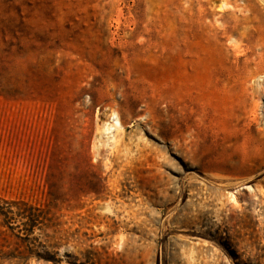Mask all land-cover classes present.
<instances>
[{
	"label": "rangeland",
	"instance_id": "1",
	"mask_svg": "<svg viewBox=\"0 0 264 264\" xmlns=\"http://www.w3.org/2000/svg\"><path fill=\"white\" fill-rule=\"evenodd\" d=\"M0 200V264H264V0H0Z\"/></svg>",
	"mask_w": 264,
	"mask_h": 264
},
{
	"label": "trees",
	"instance_id": "2",
	"mask_svg": "<svg viewBox=\"0 0 264 264\" xmlns=\"http://www.w3.org/2000/svg\"><path fill=\"white\" fill-rule=\"evenodd\" d=\"M1 204L6 205V207H8V206L11 205V203H8V202H5V201L0 200V216H5V218H7L6 217V214H3L2 213V209L3 208L1 207ZM29 220H30V224L31 225L34 224V220L31 217H29Z\"/></svg>",
	"mask_w": 264,
	"mask_h": 264
},
{
	"label": "bare ground",
	"instance_id": "3",
	"mask_svg": "<svg viewBox=\"0 0 264 264\" xmlns=\"http://www.w3.org/2000/svg\"><path fill=\"white\" fill-rule=\"evenodd\" d=\"M126 154H127V152H126ZM130 165H131V160L129 161L126 159L123 167H125V166L129 167ZM152 166H156V162L154 161V159H152Z\"/></svg>",
	"mask_w": 264,
	"mask_h": 264
}]
</instances>
